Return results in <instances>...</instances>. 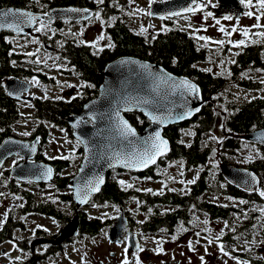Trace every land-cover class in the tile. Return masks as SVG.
<instances>
[{
	"label": "trees",
	"instance_id": "obj_1",
	"mask_svg": "<svg viewBox=\"0 0 264 264\" xmlns=\"http://www.w3.org/2000/svg\"><path fill=\"white\" fill-rule=\"evenodd\" d=\"M28 1L0 0V9L13 7L36 11L35 6L42 4L41 0H32L33 3L29 4ZM44 1L53 7L74 4L77 1L87 2L86 0ZM115 1L110 0L113 4H116ZM112 14L115 15L117 12L110 8V16ZM110 35L113 38V47L110 51L104 49L100 52H95L90 46L80 45L73 39H62L58 35L46 39L51 41L53 53L66 61L67 67L85 86L80 89L79 95L68 100H32L31 110L25 114L22 111L21 102L7 95L4 89L5 81L11 78L30 80L33 77H40L43 82L48 83L50 78L45 79L44 74L34 73L29 56L11 48L6 39L13 36L11 33H0V142L6 137H16L15 126L25 118H30L34 122L33 133L28 139H38L41 147L47 142L51 129L64 130L71 137L68 120L71 116L80 113L83 106L96 95L107 63L121 56H132L155 62L175 75L192 79L199 85L204 100L200 112L190 121L164 129L163 135L170 142V152L158 162V165L165 166L164 163L180 162L185 169H197L199 173L194 183L189 185L185 197H174L172 194L159 198L148 191L140 190L136 183H132V187L122 186L117 178H113V175L115 171L119 174L123 171L114 170L110 172L105 185L92 201L99 205L110 202L111 205L120 206L127 202L129 197L137 198L145 214L142 229L148 234H172L178 224L187 221L191 211L205 213L212 220L230 222L232 232L224 236L225 243H231L239 231L242 233L258 231L264 223L262 211L264 197H261L257 190L249 194L225 182L219 174V168L222 164H229V158L236 156L245 146L253 147L257 150V154L245 162L244 167L261 179L258 189L264 190V147L251 145L243 140V136L248 132L264 128V97L255 96L250 99L226 101L223 95L228 84L233 81L243 86L240 89L257 88L254 85L257 80H247L238 75V72L249 67L262 68L261 47L249 45L238 53L235 60L229 63L230 78L227 79L223 75L204 71L199 66L207 61L208 55L204 49L198 47L192 34L186 30L167 28V30L158 31L156 35H141L134 32L127 23L118 21L110 25ZM125 117L138 132L149 125V121L140 113H127ZM217 123L220 124L222 136L219 139L210 138ZM41 147L37 160L49 163L54 170L55 199L62 203H69L74 210V215H78L79 237H95L104 225L97 216L87 215L84 210L76 209L69 187L70 176L62 175L72 166V160L68 157L45 158L40 153ZM214 170L218 175L217 180L225 183L221 188L223 195L232 200L241 201V205L214 204L204 200L213 190L209 183L210 175ZM127 173L136 174L140 179H154L157 176L156 172L152 173L150 170L143 173ZM0 176V182H2L0 185L21 202L17 211L22 215H39L65 223L70 221L71 218L64 216L56 206L57 201L54 202L53 196L47 199L38 198L37 192L29 189H38L43 185L19 183L6 169ZM254 205L261 207V210L256 211L253 208ZM167 206H172L173 211H162L161 208ZM14 213L9 210L0 226V237L4 240L12 238L9 231L14 227H21V222H14ZM129 226H131L130 223ZM31 250L29 248L30 252ZM36 260L37 258L33 259V261ZM247 261V264H264V260L260 258L249 257Z\"/></svg>",
	"mask_w": 264,
	"mask_h": 264
},
{
	"label": "rangeland",
	"instance_id": "obj_2",
	"mask_svg": "<svg viewBox=\"0 0 264 264\" xmlns=\"http://www.w3.org/2000/svg\"><path fill=\"white\" fill-rule=\"evenodd\" d=\"M164 1L167 0H152L150 4L149 0H117L113 8L120 12L117 15L112 14L113 17L110 18V22L127 23L134 32L141 35H156L162 27L166 30L167 28L186 30L192 34L198 47L204 49L208 55L207 61L199 66L203 69H210L212 73L223 75L227 79L230 78L229 63L235 60L237 54L245 46L259 45L264 58V36L257 35V33L264 32V9L256 4V0H252L251 6L246 8V12L239 20L232 17L231 19L214 17V10L217 7L216 0H202L203 3H198L203 4L204 8L184 16L174 17L170 22L148 19L150 6L153 3ZM138 9L141 11H137ZM206 12H210L212 15L206 16ZM248 12H251L252 15H248ZM257 16L260 17L259 21L256 19ZM87 22L90 23L61 26L46 23L43 30L39 32L33 30L30 36L7 38L11 48L17 52L32 54L28 56L33 63L34 73L39 72L44 74L43 78H50L48 83L43 82L40 77H35L37 82L30 79L29 82L35 85L29 92V96H35L42 100H55L57 97L68 100L81 92L80 89L85 84L72 73L65 60L60 59L53 51L45 50L44 47L49 46L51 48L52 43L47 40L58 35L62 39L73 38L79 43L84 41L82 44L91 45L96 51L107 48L109 41L100 28L99 19L96 17ZM254 25L259 26L254 27ZM38 26L39 23L36 27ZM142 26L144 28L143 33L140 31ZM221 26L224 28L223 32L219 30ZM243 29H247V36L243 35ZM101 33H103V39L97 41L95 46L88 43L95 40ZM226 33H231V35H226ZM199 36H208L211 39L205 42L198 39ZM217 40H223L224 43L222 45L217 44L215 43ZM236 40H244V44L229 43V41L234 42ZM238 75L247 80H257V83L254 84L257 88L246 90L244 87V89H240L243 86H239L233 81L228 84L223 94L226 101L250 99L255 96L264 97V82H262L264 81V64L259 69L251 67L242 69ZM31 107V102H21V108L25 114L30 112ZM33 127L34 122L30 118L21 120L15 126V138L31 141L28 138L33 133ZM25 132L28 135H23ZM221 136L220 124L217 123L210 138L219 139ZM79 146L80 144L64 130H50L47 142L41 147V155L48 159L68 157L72 160V166L62 174L71 178L76 174L81 162L82 150ZM256 154L257 150L253 147L245 146L236 156L229 158V164L235 167H244L245 162L252 159ZM17 159L8 160L5 164L6 170L13 168L17 164ZM163 165L165 166L156 168L157 176L154 179L138 180L127 172L119 174L116 171L113 178H117L118 181H125L122 186L136 183L140 190L150 189L152 192L164 185H170V187L188 186L190 183L187 182H193L199 173L197 169H185L180 162L164 163ZM216 173L214 170L210 175L211 182L209 184L212 185L213 190L204 200L214 204L241 205V201L232 200L223 195L221 188L224 187L225 183L217 180L218 175ZM29 189L37 192L38 198L47 199V197L53 196L52 199L54 202L57 201L56 206L64 216L69 218L74 216V210L69 203H62L55 199L56 189L53 187V182L38 189ZM138 202L137 198L130 199L120 206L111 204L109 206L108 203L99 205L91 202L85 208L86 213L97 216L104 225L95 237L78 236L65 242L63 248L58 252H46L43 247L39 246H35L30 252L29 248H31L33 241L56 235L65 222L39 215H22L17 211L21 202L0 185V226L9 210L15 212L14 222H21V227H14L9 231L11 239L4 240L0 237V264H99L100 262L102 264H121L125 257H127L128 264H136L137 259L140 260V264H245V262L247 264L249 257L264 260V223L258 228V231H247L246 233L239 231L231 243H225L223 241L224 236L228 232H232L230 222L212 220L205 213L191 211L187 221L178 224L172 234H148L142 229L145 214ZM119 208L129 212L128 222L131 224V230L137 234L140 241L141 247L135 252L136 256L132 255L133 252L126 253L127 245L125 243H110L107 239L108 228L120 214ZM253 208L256 211L261 210V207L256 205ZM157 247L162 250L155 251ZM34 258L37 260L33 261Z\"/></svg>",
	"mask_w": 264,
	"mask_h": 264
},
{
	"label": "water",
	"instance_id": "obj_3",
	"mask_svg": "<svg viewBox=\"0 0 264 264\" xmlns=\"http://www.w3.org/2000/svg\"><path fill=\"white\" fill-rule=\"evenodd\" d=\"M198 2L203 3L202 0H197V3ZM216 2L217 7L214 10V17L216 18L232 17L239 20L247 10L246 7L240 3V0H216ZM190 4H192V0H167L164 2L153 3L150 6L149 11L152 14H148V18L164 20L184 16L191 12H181L180 9L187 7ZM193 7H195V5H193ZM7 8L13 7L2 8L0 11H4ZM69 9L78 8H52L46 12L48 14L47 16L24 9L25 11L32 12L37 17L36 23H23L21 25L22 30L19 32L11 28H0V33L8 32L13 35L26 36L32 34V31L40 20H43L44 22L62 19H69L71 21H86L93 15L92 11L89 9H78L80 11H69ZM177 12H179V15H169V13ZM7 22H14V18L11 15L5 18H0V23ZM145 65L147 67H145ZM166 73H170L178 85L181 78H186L189 82L197 85L199 90L198 93L187 91L183 88V86H179L175 90L162 88L159 95L153 93L151 91L150 84L152 83L154 76ZM31 88L32 84L30 82L19 78H11L6 80L4 83V89L7 95L16 101H32V97L26 95ZM9 93L14 94L10 95ZM125 93L129 96H143L147 94L154 100L153 104L147 106L131 107L130 109L124 105L120 106V115L125 120H127L125 114L136 112L142 114L149 121V125L142 131L138 132L136 130V137H129V139L134 143L138 138L147 137L150 133L155 132L157 128H159L161 136L168 141V139L163 135L164 129L171 125L190 121L200 112L204 103L201 89L198 84L188 77L175 75L169 72L155 62H150L132 56H121L107 63L103 69L102 82L97 89L96 95L85 104L88 105V107L86 108L84 105L80 113L71 116L68 120V125L72 131V137L76 141L77 138L80 137L82 140L87 141L89 146L88 159L86 160L85 144L79 143L82 150L81 162L76 174L69 179V187L72 192L73 202L76 209H82L90 203L92 198L97 195L101 188L105 185L107 177L112 170L142 173L154 167L170 152V142L168 141V151L163 155L158 156L155 163L149 164L147 167L128 168L125 167L124 164L114 162L111 158V150L108 147L109 144L112 145V149L130 151V146L128 145L127 140L119 141L112 138L114 136V132L112 131L111 121L109 120V116L113 108V102L118 99H122ZM142 107H148L150 111L154 110L157 114H166L170 111L173 118H169L167 123L160 125L158 122L150 120L142 110ZM188 108L198 109V111H193L190 116H185L183 119L174 118L182 114ZM89 112L97 113L95 120L89 118ZM77 117L80 118L79 122L77 121ZM74 124L76 125L75 127L73 126ZM260 133H264V128L248 132L243 136V140L249 144L264 147V137H261ZM23 145H28V147H24ZM32 145H35L34 152L31 150ZM39 146L40 141L38 139L25 141L11 136L4 138L0 142V161H2L0 162V174L4 170V166L7 161L11 158L17 157L18 154L22 157V161L9 170L12 178L20 183L43 185L52 183L55 176L52 166L43 161H36V157L39 153ZM47 168L52 169V174L48 179H45L43 173ZM219 170L223 179H225L230 185L235 186L246 193L251 194L255 192L260 185V178L249 169L224 164L220 166ZM253 174L256 177L255 181L252 180ZM97 175L103 176V183L100 184L98 191L88 194V198L81 203L75 197V186L77 184L81 185V189L84 191L83 185L85 181H87L90 177H95ZM78 234L79 217L78 215H74L69 222L63 225L55 239L51 240L44 238L33 241L31 243V249L33 250L35 246L47 243L53 247H59L65 242L78 237ZM125 237H127V239H125ZM107 239L110 243L126 242L128 245L126 249L127 253L136 252L138 250L137 245H139L140 248L138 236L129 227L128 220L124 212H121L110 226L107 233ZM99 264L102 263L100 262Z\"/></svg>",
	"mask_w": 264,
	"mask_h": 264
},
{
	"label": "snow or ice",
	"instance_id": "obj_4",
	"mask_svg": "<svg viewBox=\"0 0 264 264\" xmlns=\"http://www.w3.org/2000/svg\"><path fill=\"white\" fill-rule=\"evenodd\" d=\"M98 2H102V0H98ZM152 0H149V3L151 4ZM240 3L244 5L246 8L250 7L252 4V0H240ZM256 4L261 8L264 9V0H256ZM195 5V7H193ZM204 8L203 4L197 3V0H192V4L188 5L187 7L181 8V12H195L197 9ZM69 11H80L78 9H69ZM86 11V10H84ZM137 11H141L138 9ZM149 15L152 13L149 12ZM248 15H252L251 12L247 13ZM12 16L14 18V22H7V23H0V28H11L17 32L21 31V25L25 22L35 24L37 21V17L29 11H25L24 9L20 8H7L4 11H0V18H5L8 16ZM43 16H47V13H43ZM96 17H100V12L95 13ZM169 15H179V12L177 13H169ZM206 16L212 15L210 12L205 13ZM228 19H231V17H225ZM257 21H259L260 17H256ZM103 24V21H101ZM219 23V21H217ZM259 25H254V27H257ZM45 28V23L43 20H40L39 26L36 27L34 30L39 32ZM163 27L161 28V31H164ZM221 32L224 31L223 26L219 29ZM235 30V26H234ZM82 31V30H81ZM141 33L144 32L143 26L140 29ZM243 35L247 36L248 31L247 29L242 30ZM226 35H231V33H226ZM258 36H264V32L257 33ZM7 39V38H6ZM103 39V33L98 35L95 40L88 42L91 43L93 46L97 44V41ZM198 39L203 40L205 42L209 41L211 38L208 36H199ZM38 42V41H37ZM84 43V41H81ZM215 43L222 45L224 43L223 40H217ZM229 43H235L236 45H242L244 44V40H236V41H229ZM109 47L112 45L109 44ZM28 55H32L29 53ZM14 63V62H13ZM123 63V61H122ZM56 67H59V65H56ZM145 67H147L145 65ZM204 71H210V69H204ZM33 82H37L36 78H32ZM171 82V83H170ZM264 82V81H262ZM91 86V85H90ZM183 86L184 89L190 92H197L198 88L197 85L189 82L186 78H181L179 81V85L174 81L170 73H166L163 75H155L152 83L150 84L151 91L153 93H156L157 95L160 94V91L162 88H170L171 90H175L177 87ZM14 94V93H9ZM79 95V93H77ZM57 99H60V97H57ZM154 103V100L149 95H143V96H129L126 93L124 94L122 99H118L113 102V108L112 112L109 116V120L111 121L112 131L114 132L113 139H117L119 141L127 140L128 145L130 146V151H124L123 149L115 150L112 149V145L109 144L108 147L111 150V158L114 160L115 163H121L124 164L125 167L128 168H143L147 167L149 164H154L156 161V158L158 156L163 155L168 151V141L164 139L161 136L159 128L155 132L150 133L147 137L144 138H138L137 141L134 143L132 140L129 139V137H136V129L120 115V106L124 105L125 107H128L129 109L131 107H141V106H147ZM87 108L88 105H85ZM142 110L145 112V114L149 117L150 120L158 122L160 125H163L168 122L169 118H173L171 112L169 111L166 114H157L156 111H150L148 107H142ZM193 111H198V109H192L188 108L186 111H184L182 114L174 117L175 119H183L185 116H190ZM103 115V114H100ZM88 116L90 119L95 120L97 113L89 112ZM80 118L77 117V121L79 122ZM76 126L75 124L73 125ZM23 135H28L27 132L23 133ZM261 137H264V133H260ZM78 143H84L85 144V159H88V153H89V146L88 142L85 140H82L80 137L77 138ZM13 143H20V142H13ZM24 147H28V145H23ZM31 150L35 151V145L31 146ZM18 159H22L17 154ZM2 162V161H0ZM13 164H15V161H13ZM52 174V169L47 168L45 172L43 173L44 178L48 179ZM252 180L255 181L256 177L253 174ZM103 183V176L97 175L95 177H90L87 181H85L83 188L84 191L81 189V185L77 184L75 186V197L77 200H79L81 203H83L87 198L88 194L91 192H96L99 190L100 184ZM121 185L125 184V181L121 180L119 181ZM187 183H192V181H188ZM127 187H132L131 184H128ZM251 190V189H249ZM144 191H150V189H144ZM259 194L261 197H264V190H259ZM264 211V210H262ZM55 222V221H54ZM39 227V226H38ZM127 239V237H125ZM175 239V237H173ZM191 247V244L189 245ZM137 248L139 249V245H137ZM162 249L157 247L155 251L159 252ZM221 251L223 249L221 248ZM133 256H136V253L133 252ZM19 259V257H17ZM121 264H128L127 257L121 262ZM136 264H140V260H136ZM246 264V262H245Z\"/></svg>",
	"mask_w": 264,
	"mask_h": 264
},
{
	"label": "flooded vegetation",
	"instance_id": "obj_5",
	"mask_svg": "<svg viewBox=\"0 0 264 264\" xmlns=\"http://www.w3.org/2000/svg\"><path fill=\"white\" fill-rule=\"evenodd\" d=\"M48 1H50V0H48ZM86 1L87 2L77 1L78 3L77 2H74V4H64V5H61V6L53 7V6H50L48 3H45L44 0H41L42 4L41 5H36L35 6V10L36 11H33V12H37L39 14H43V13H46L48 10H50L52 8L73 7V8H78V9H89L93 13L92 17L90 19L86 20V21H82V20L71 21L69 19H62V20H53V21H50V22H44L45 24L48 23V24H52V25H56V26L73 25V24H75V25H86V24H89L90 23V22H87V21H91L93 18H96V15H95L96 12H100V17L98 18L99 19V25H100V28H101L102 32L107 36L108 41H109V44L111 43V45H112L111 48H112L113 47V38L110 35V25L112 26L114 23H116L118 21L110 22V18L113 17V16H110V8L112 10H115L117 12V14L120 11L113 8V5L114 4H113V2H110V0H102V2H98V0H86ZM29 3H33V1L32 0H29L28 1V4ZM22 9H26V8H22ZM117 14H115V15H117ZM173 19L172 18L171 19H165L164 21L165 22H170V20H173ZM101 21H103V24L101 23ZM13 36L14 37H16V36L18 37V35H13ZM68 39H73V38H68ZM73 40L76 43L80 44V45H83V46L87 45V46L92 47L91 45H88V44L79 43L75 39H73ZM254 46H259V45H254ZM245 47H247V46H245ZM44 48L47 51H51V52L53 51L52 46H51V48L49 46H46ZM92 49H93V47H92ZM104 49H108L110 51V47L109 46L107 48H104ZM104 49L99 50V51H96L94 49L93 50L95 52H100V51H103ZM241 51H243V49H241ZM261 59L264 60L263 54H262V50H261ZM32 85H33V83H32ZM34 85L32 86V89L34 88ZM35 100H42V99L34 96L33 97V101H35ZM21 102H23V101H21ZM37 158L38 157H36V159ZM19 162H21V160L20 159H17V162L16 163H19ZM159 167H160V165H156L154 168L150 169V171H152V173H154L156 171V168H159ZM130 176H132L133 178H136V179L140 180V178L136 174L135 175H130ZM188 189H189V185L188 186H180V187H170V185H164L163 187H161L158 190H153L152 192L151 191H148V192H150V193H152L154 195H157L159 198H163L166 195L171 196L172 194L174 195V197H176V196L177 197H185L186 194L188 193ZM142 191H144V190H142ZM128 199H129L128 201H130V199H133V198L129 197ZM108 205L110 206V202L108 203ZM161 209L164 212H171V211H173L172 206L163 207ZM121 211H123L122 208H119V213ZM125 214H126L127 219H129V216H128L129 212H125ZM109 229H110V227L108 228V230ZM57 235H58V232L56 233V235H53V236L48 237V238L49 239H54ZM63 246L64 245H62L60 247H52L49 243L44 244V245H39V247H43L46 252H58V251H60L63 248Z\"/></svg>",
	"mask_w": 264,
	"mask_h": 264
}]
</instances>
